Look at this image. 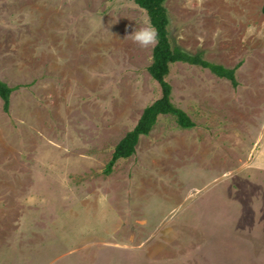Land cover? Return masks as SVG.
I'll use <instances>...</instances> for the list:
<instances>
[{
    "label": "rangeland",
    "instance_id": "rangeland-1",
    "mask_svg": "<svg viewBox=\"0 0 264 264\" xmlns=\"http://www.w3.org/2000/svg\"><path fill=\"white\" fill-rule=\"evenodd\" d=\"M264 0H166L172 104L104 169L161 96L132 0H0V264H264Z\"/></svg>",
    "mask_w": 264,
    "mask_h": 264
},
{
    "label": "trees",
    "instance_id": "trees-1",
    "mask_svg": "<svg viewBox=\"0 0 264 264\" xmlns=\"http://www.w3.org/2000/svg\"><path fill=\"white\" fill-rule=\"evenodd\" d=\"M139 8L143 9L148 17L149 23L158 32V43L155 44L152 53V63L148 67L151 78L159 85L161 96L154 103L146 107L139 118L136 126L128 132L116 145L111 160L104 169V175H110L119 160L128 159L133 156L139 139L148 136L161 115H172L177 125L182 129H192L194 123L188 115L176 108L171 101L172 87L166 81L170 72V66L177 63L199 67L208 70L214 76L225 79L236 89L238 81L236 73L241 67L239 63L234 68H226L222 65L209 62L201 54H191L179 47H173L169 34V16L164 6L166 0H132ZM264 15V4L261 10ZM14 89L10 88L0 80V99L3 110L8 113L10 97Z\"/></svg>",
    "mask_w": 264,
    "mask_h": 264
},
{
    "label": "clouds",
    "instance_id": "clouds-1",
    "mask_svg": "<svg viewBox=\"0 0 264 264\" xmlns=\"http://www.w3.org/2000/svg\"><path fill=\"white\" fill-rule=\"evenodd\" d=\"M130 36L141 47L147 48L158 43V32L150 24L139 30L134 29Z\"/></svg>",
    "mask_w": 264,
    "mask_h": 264
}]
</instances>
